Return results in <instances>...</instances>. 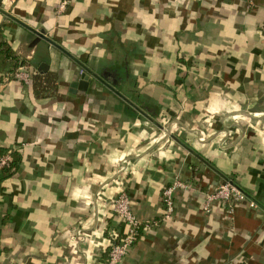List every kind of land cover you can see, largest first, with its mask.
<instances>
[{
	"label": "crops",
	"instance_id": "0c3cea01",
	"mask_svg": "<svg viewBox=\"0 0 264 264\" xmlns=\"http://www.w3.org/2000/svg\"><path fill=\"white\" fill-rule=\"evenodd\" d=\"M63 1L0 0V151L21 157L0 184V264H105L121 192L150 226L121 264H264V0ZM84 67L105 83L74 87ZM175 178L196 190L164 220ZM228 180L245 199L206 212Z\"/></svg>",
	"mask_w": 264,
	"mask_h": 264
},
{
	"label": "built area",
	"instance_id": "2783aa9c",
	"mask_svg": "<svg viewBox=\"0 0 264 264\" xmlns=\"http://www.w3.org/2000/svg\"><path fill=\"white\" fill-rule=\"evenodd\" d=\"M68 1L64 0L59 5V11L66 10ZM13 77L28 83L31 74L24 67L18 68ZM10 156H0V169L6 168L10 164ZM195 186L189 182L182 181L180 178L175 180L163 188L161 198L164 206V220H170L175 214V194L178 191H194ZM245 199V194L239 187L229 181L218 185L213 191L205 194L204 210L210 212L211 207L216 204L227 206L229 214H233L236 204ZM251 208H255V204H250ZM113 213L121 219L124 225V233L118 237L109 250L108 258L105 264H121L127 256L129 250L137 243L143 229L150 226L143 223L134 215L132 210V201L126 192H121L114 201Z\"/></svg>",
	"mask_w": 264,
	"mask_h": 264
},
{
	"label": "trees",
	"instance_id": "16d2710c",
	"mask_svg": "<svg viewBox=\"0 0 264 264\" xmlns=\"http://www.w3.org/2000/svg\"><path fill=\"white\" fill-rule=\"evenodd\" d=\"M34 81H35L34 82L35 83L34 84L35 91H38V94H39L41 91H43L46 88L52 89L54 87L51 85L55 82V77L53 76V74L52 75L47 74L44 76L35 77ZM133 85L136 86V82H134ZM6 155H10V156L12 155V158L10 160V164L8 167L0 169V184L5 179L10 178L11 176H13L18 171V168H19V165L21 162V157L18 153L8 152V151H0V156H6ZM233 184L235 186H237L234 182H233ZM0 190H1V188H0ZM120 236L121 235H119L118 237H120ZM109 248H111V247H109Z\"/></svg>",
	"mask_w": 264,
	"mask_h": 264
},
{
	"label": "water",
	"instance_id": "95a60500",
	"mask_svg": "<svg viewBox=\"0 0 264 264\" xmlns=\"http://www.w3.org/2000/svg\"><path fill=\"white\" fill-rule=\"evenodd\" d=\"M27 28L36 37L34 43H38L41 40H44V41L48 42L51 46L57 48L58 50L64 52L66 55L69 56V53L64 48H62L60 45L56 44L52 39H50L48 36H46L45 31H43V30L37 31V30L30 28V27H27ZM48 69H49V65L46 63H42V64H40V66L38 68V72L43 74V73H46ZM85 69H86V73L82 74L80 82H78V84H74V87L80 88L82 90H87V88L89 86L90 75L93 76L94 78H97V80H99L100 82H104L98 74H94V73L89 72L90 70H87V68H85ZM229 182H231V181H229ZM231 183L233 184V182H231Z\"/></svg>",
	"mask_w": 264,
	"mask_h": 264
}]
</instances>
